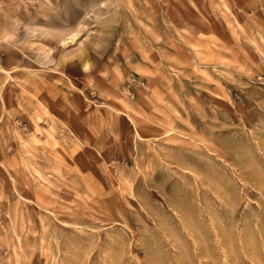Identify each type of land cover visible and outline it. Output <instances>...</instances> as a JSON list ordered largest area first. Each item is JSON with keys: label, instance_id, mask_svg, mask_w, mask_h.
Masks as SVG:
<instances>
[{"label": "rangeland", "instance_id": "rangeland-1", "mask_svg": "<svg viewBox=\"0 0 264 264\" xmlns=\"http://www.w3.org/2000/svg\"><path fill=\"white\" fill-rule=\"evenodd\" d=\"M0 264H264V0H0Z\"/></svg>", "mask_w": 264, "mask_h": 264}]
</instances>
